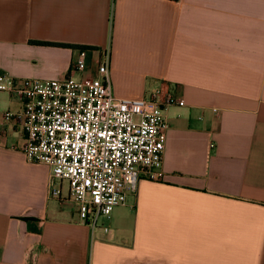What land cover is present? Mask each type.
I'll use <instances>...</instances> for the list:
<instances>
[{
	"label": "crops",
	"instance_id": "0c3cea01",
	"mask_svg": "<svg viewBox=\"0 0 264 264\" xmlns=\"http://www.w3.org/2000/svg\"><path fill=\"white\" fill-rule=\"evenodd\" d=\"M105 52L115 96L184 104L164 110V178L92 227L26 158L8 80L80 58L96 76ZM0 264H264V0H0Z\"/></svg>",
	"mask_w": 264,
	"mask_h": 264
},
{
	"label": "built area",
	"instance_id": "2783aa9c",
	"mask_svg": "<svg viewBox=\"0 0 264 264\" xmlns=\"http://www.w3.org/2000/svg\"><path fill=\"white\" fill-rule=\"evenodd\" d=\"M109 65L105 52L96 76L76 75L86 68L80 58L63 78L8 80L24 102L18 117L26 134V158L51 167L52 195L61 198L66 183L80 221L92 227L126 204L141 178H164V110L184 104L161 91L141 98L115 96ZM13 116L3 114L6 120Z\"/></svg>",
	"mask_w": 264,
	"mask_h": 264
},
{
	"label": "rangeland",
	"instance_id": "374dc122",
	"mask_svg": "<svg viewBox=\"0 0 264 264\" xmlns=\"http://www.w3.org/2000/svg\"><path fill=\"white\" fill-rule=\"evenodd\" d=\"M97 67H98V64H97Z\"/></svg>",
	"mask_w": 264,
	"mask_h": 264
}]
</instances>
